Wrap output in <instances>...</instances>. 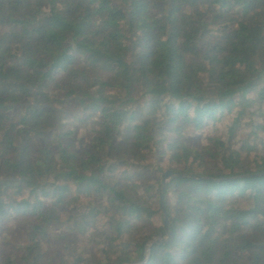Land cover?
Here are the masks:
<instances>
[{
    "label": "trees",
    "instance_id": "16d2710c",
    "mask_svg": "<svg viewBox=\"0 0 264 264\" xmlns=\"http://www.w3.org/2000/svg\"><path fill=\"white\" fill-rule=\"evenodd\" d=\"M188 130H209L200 149ZM263 136L264 0H0L18 264H264ZM164 155L162 190L137 167Z\"/></svg>",
    "mask_w": 264,
    "mask_h": 264
},
{
    "label": "rangeland",
    "instance_id": "374dc122",
    "mask_svg": "<svg viewBox=\"0 0 264 264\" xmlns=\"http://www.w3.org/2000/svg\"><path fill=\"white\" fill-rule=\"evenodd\" d=\"M230 122H231V117H226L225 122H223L222 125H220L218 127L220 133L216 136L217 139H219L221 137L224 138V132L226 131V128H227L228 124H230ZM244 129L245 128H242L239 131L238 139L239 140H245L246 142L247 141L249 142L248 134L250 131H247ZM208 133H209V130H205L203 133H197V132H193L192 130H188L185 134L186 139H187V142H186L187 145L190 148L200 149V147L204 144V138L207 137ZM166 138H167L166 139L167 141H171L173 137L167 136ZM263 138H264V136H263ZM167 141H164V142H167ZM164 142L162 145H164ZM249 144L252 145L253 143L249 142ZM237 148L238 147H236L235 150ZM258 150L259 151L261 150L260 146H258ZM166 156L167 155L159 156V159H157V160H153L150 158L148 163H146L145 165L143 164L146 168H143V165H140L137 167V168H142L140 170H142V172H144L145 176H148L147 180H146V184L153 183L154 182L153 180H156L159 177L160 171H162L164 174L166 172L171 171L170 169L172 167L169 166V162H168V159ZM243 157H246V155L243 154ZM250 158H252V156ZM210 162H209V164H211ZM215 166L216 165H214V167ZM144 169H146V170H144ZM178 169H180V168H178ZM241 170H243V168H241ZM135 172L137 174L139 172V169H136ZM119 176H122V175H119ZM65 212H66V210H65ZM154 223L159 225L158 220H156V222H154ZM6 238L10 242V245H12L13 247L10 248V246H8L5 242L0 241V256H1V258H9V260L11 262H14V260H16L17 263H15V264H18L19 259L25 257V252H24L25 248L30 243H29L27 237L22 235V233L17 228H15V226H13L12 224H8L5 236L3 237V241ZM46 248H50V247L46 245ZM17 249H19V251H17ZM50 249H52V248H50ZM52 251H54V249H52ZM91 252H92V250H90V253ZM97 260H98V257L96 256V258H94V261H92V262H96Z\"/></svg>",
    "mask_w": 264,
    "mask_h": 264
},
{
    "label": "water",
    "instance_id": "95a60500",
    "mask_svg": "<svg viewBox=\"0 0 264 264\" xmlns=\"http://www.w3.org/2000/svg\"><path fill=\"white\" fill-rule=\"evenodd\" d=\"M172 173L171 172H166L163 176H162V181H161V185H162V190L165 188L166 182L170 179H172ZM160 200H161V211H162V216H163V223H164V228H167V216L165 213V210L163 208V195L161 193L160 196Z\"/></svg>",
    "mask_w": 264,
    "mask_h": 264
}]
</instances>
